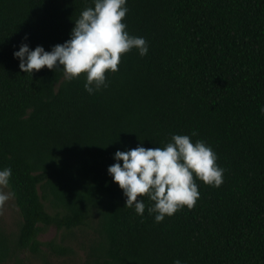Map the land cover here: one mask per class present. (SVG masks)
Segmentation results:
<instances>
[{"label": "trees", "instance_id": "trees-1", "mask_svg": "<svg viewBox=\"0 0 264 264\" xmlns=\"http://www.w3.org/2000/svg\"><path fill=\"white\" fill-rule=\"evenodd\" d=\"M86 7L0 0V169L20 215L14 231L0 215V264H264V0H127L123 22L148 54L122 55L91 95L83 75L20 70L21 43L50 51ZM192 132L222 185L196 179L195 206L160 223L146 197L143 216L126 207L113 154ZM51 227L60 236L43 240Z\"/></svg>", "mask_w": 264, "mask_h": 264}, {"label": "clouds", "instance_id": "clouds-1", "mask_svg": "<svg viewBox=\"0 0 264 264\" xmlns=\"http://www.w3.org/2000/svg\"><path fill=\"white\" fill-rule=\"evenodd\" d=\"M94 7H86L74 22L70 38L46 51L42 45L34 49L21 43L14 51L19 68L33 75L45 66L61 69L66 81L85 78L84 88L90 95L107 88L106 73L119 71L122 55L133 49L143 57L149 45L144 37L132 36L123 22L128 12L127 0H92ZM27 39V37H25ZM264 113V108H261ZM190 135L172 134L163 147L142 145L129 150H117L115 163L107 169L126 197L125 206L137 215L145 212L144 198L152 201L148 213L155 214L156 223L171 217L185 206L192 209L199 191L196 179L219 187L224 169L217 164V154L203 140L193 142ZM122 162V163H121ZM12 169H0V210L15 195L5 191L10 186ZM174 264H182L176 260Z\"/></svg>", "mask_w": 264, "mask_h": 264}, {"label": "rangeland", "instance_id": "rangeland-1", "mask_svg": "<svg viewBox=\"0 0 264 264\" xmlns=\"http://www.w3.org/2000/svg\"><path fill=\"white\" fill-rule=\"evenodd\" d=\"M5 191H9L8 188L5 189ZM0 215L1 218L5 224V226L7 227L8 230L14 231L17 227V223L20 220V215L18 213V209L14 203V199L13 197L5 204L4 208L2 210H0ZM60 236V232L55 228V227H51L49 229V231H47L45 234H43L41 236V238L43 240H48L51 239L53 237H59ZM88 236L83 235V236H79V240L80 241H84L87 240ZM86 244V242H85ZM78 247H84L81 246L79 244H76ZM77 248V247H76ZM79 254H82V251L77 248ZM75 257H71V258H64L62 259L60 262L61 264H74L75 263ZM32 264H42L40 260L36 259L34 260V262ZM52 264H58V261L54 262Z\"/></svg>", "mask_w": 264, "mask_h": 264}]
</instances>
